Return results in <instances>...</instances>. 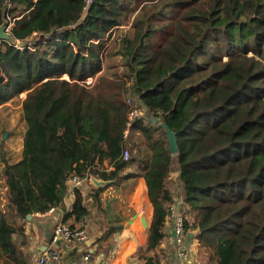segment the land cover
<instances>
[{
  "label": "trees",
  "instance_id": "obj_1",
  "mask_svg": "<svg viewBox=\"0 0 264 264\" xmlns=\"http://www.w3.org/2000/svg\"><path fill=\"white\" fill-rule=\"evenodd\" d=\"M147 1L93 0L85 11V0H0V25L7 19L15 40L32 39L23 49L0 43V110L26 93L22 157L3 167L10 205L27 219L63 205L74 174L116 179L126 95H138L179 148L171 152L152 120L143 128L148 250L164 237L175 173L186 229L208 263L264 264V0ZM113 55L120 60L109 68L122 72L108 79ZM89 76L97 79L87 84ZM75 196L66 218L79 222L89 211L80 189ZM21 231L0 218L3 253L28 264L17 257Z\"/></svg>",
  "mask_w": 264,
  "mask_h": 264
},
{
  "label": "crops",
  "instance_id": "obj_2",
  "mask_svg": "<svg viewBox=\"0 0 264 264\" xmlns=\"http://www.w3.org/2000/svg\"><path fill=\"white\" fill-rule=\"evenodd\" d=\"M151 116L153 114L148 113L136 120L125 133V148L131 150L135 160L126 161L119 170V176L113 181L100 186L89 185L88 189L80 188L89 211L82 218L89 222L88 237L84 242H54L52 239L58 222L63 221L74 226L81 224V221L77 222L74 218H66L73 209L75 190H68L63 205L55 209L33 213L27 219L18 217L6 194L3 167L7 162L12 163L22 157L23 142L20 158L1 160L0 218L4 217L23 228V231L14 236L18 245L17 257L20 260L27 258L28 264H38L43 253L54 251L59 256L58 259L50 258L47 264H84L86 255H90L87 264H147L148 256L156 257L152 264H209L207 253H200L197 240L191 235L185 239V246L190 253L189 259L184 261L180 258V247L172 238L174 223L168 218L163 228V239L153 250H148V229L152 222L153 207L149 200L144 171L148 161L146 150L151 151V148L146 145V141H142V136L145 135L143 128L149 124ZM140 149L144 152L137 158ZM105 166L107 171L114 170L108 160L105 161ZM173 196L175 198L174 193ZM0 264L16 263L0 248Z\"/></svg>",
  "mask_w": 264,
  "mask_h": 264
},
{
  "label": "built area",
  "instance_id": "obj_3",
  "mask_svg": "<svg viewBox=\"0 0 264 264\" xmlns=\"http://www.w3.org/2000/svg\"><path fill=\"white\" fill-rule=\"evenodd\" d=\"M85 11L88 10L89 6L93 3V0H85ZM98 42V41H95ZM31 43H28V45H19L17 46L21 49L28 46L31 47ZM93 76H89L86 78L85 82L87 84L93 83ZM134 97L132 94H129V97L126 101L130 105V110L128 113V120H127V127L128 129L132 126V124L145 116H147L148 108L147 106L141 102L138 95ZM132 157V152L129 148H125L123 151V159L125 161H129ZM90 177H81L77 174H74L71 176L67 182L69 186V190L73 191L78 188V186L83 182V180H87ZM76 191V190H75ZM175 203H171L170 205V211L168 213V219L172 220L174 223V236L172 238L174 241L179 245L180 247V258L184 261H188L189 259V249L185 246V239L189 237V232L186 229V214L183 208V199H181V194L175 196ZM81 225L79 226H72L66 222L60 221L56 224L54 233H53V241L57 242L59 240H64L66 242L72 243V242H84L88 237V223L85 220H80ZM58 255L54 251H48L42 254V256L39 259L38 264H47V262L50 260V258L58 259ZM90 259V255L85 256L84 264L88 263V260Z\"/></svg>",
  "mask_w": 264,
  "mask_h": 264
},
{
  "label": "rangeland",
  "instance_id": "obj_4",
  "mask_svg": "<svg viewBox=\"0 0 264 264\" xmlns=\"http://www.w3.org/2000/svg\"><path fill=\"white\" fill-rule=\"evenodd\" d=\"M151 2L153 3L151 4ZM156 3H159V5L162 6V3L160 4V0H149L147 1V5L149 4L148 8L155 7ZM141 5L142 3L140 4V6ZM10 25L13 26V23H10ZM123 28L128 30L130 28V24L124 25ZM119 60L120 58L118 57V55H113V57L109 58L107 57L104 62V69L102 71V75H104L108 79H112L115 77L114 71L115 73L122 72V67L116 69L109 68L110 65H116V63H119ZM97 76L93 77V81L97 79ZM64 78H68V76H64ZM24 96L26 97V93H22L20 95V98L16 97L13 101L4 104L2 109L0 110V162L4 161V159L6 158H11V160H17L21 156L20 149L22 148L20 147L22 145V138H24V133L26 130V123L22 107V101L25 98ZM126 96L128 99L129 95ZM132 96L135 100V96ZM157 125L159 127H162L159 125V123H157ZM159 127H154L153 131L159 135H162V130ZM142 140L146 141V137L142 136ZM174 170L175 166L173 167L172 171ZM173 175L174 176L171 175V178L168 180V186L170 187L174 195L177 196L182 193V188L179 184L177 176H175V173H173ZM93 184L96 185L94 180H92V177L87 180L84 179L77 189H80L81 187H83L84 189H88L89 185L92 186ZM87 223L89 224L88 221Z\"/></svg>",
  "mask_w": 264,
  "mask_h": 264
},
{
  "label": "water",
  "instance_id": "obj_5",
  "mask_svg": "<svg viewBox=\"0 0 264 264\" xmlns=\"http://www.w3.org/2000/svg\"><path fill=\"white\" fill-rule=\"evenodd\" d=\"M11 28L12 26L10 25L9 21L7 19H5L3 21V23L0 25V43L2 41H9V42H14L16 44H19V45H27L28 43H30L32 41V39H30L31 41H25V42H22V41H18V40H15L14 38V35L12 34L11 32ZM151 120L157 124L159 123L160 126H162L166 133H167V137H168V141H169V147H170V150L172 153H176L178 151V143H177V136L175 134V132L168 126V124H166L165 122L163 121H158L157 118H155L154 116L151 117ZM125 160L123 159L120 163H119V167L124 165L125 164ZM92 180H94L95 184L96 185H103L105 183H109L108 180H103V179H99L95 176H92ZM31 214H29L28 218H31ZM145 221V219H144ZM191 236H193V234H191Z\"/></svg>",
  "mask_w": 264,
  "mask_h": 264
},
{
  "label": "clouds",
  "instance_id": "obj_6",
  "mask_svg": "<svg viewBox=\"0 0 264 264\" xmlns=\"http://www.w3.org/2000/svg\"><path fill=\"white\" fill-rule=\"evenodd\" d=\"M151 117H153V116H151ZM151 119V118H150ZM150 121V120H149ZM190 235V234H189Z\"/></svg>",
  "mask_w": 264,
  "mask_h": 264
}]
</instances>
